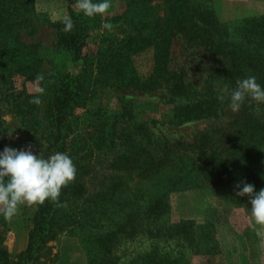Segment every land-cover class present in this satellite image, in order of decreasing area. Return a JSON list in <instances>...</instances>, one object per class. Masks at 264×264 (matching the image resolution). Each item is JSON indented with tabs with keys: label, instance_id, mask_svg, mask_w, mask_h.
Returning a JSON list of instances; mask_svg holds the SVG:
<instances>
[{
	"label": "rangeland",
	"instance_id": "rangeland-1",
	"mask_svg": "<svg viewBox=\"0 0 264 264\" xmlns=\"http://www.w3.org/2000/svg\"><path fill=\"white\" fill-rule=\"evenodd\" d=\"M26 13L16 32L20 43L34 46V55H14L16 61L0 45V152L29 146L45 158L66 152L77 168L67 206L58 208L43 240L41 262L264 264V231L251 219L249 197L236 195L241 182L257 192L264 188V144L227 171H215L210 151L202 166L200 140L206 133L220 136V123L235 112L227 96L223 112L186 108L218 99L228 87L213 71L220 58L238 59L239 80L255 76L264 82V0H112L107 16L93 18L76 9L75 0H31ZM65 15L77 22L84 44L79 56L64 46ZM104 22L114 25L111 32ZM173 22L204 26L217 45L206 50L184 33L172 38L168 67L184 77L188 95H176L164 81L150 91L124 83L125 74L135 79L155 72L158 23L163 32ZM127 39L133 44L131 63L108 82L100 69L119 61L112 57ZM226 43L235 46L227 49ZM41 73L46 90L36 106L29 100ZM69 81H78L80 98L67 108L58 131L50 126L52 104L56 90ZM246 100L254 111L255 103ZM38 209L22 206L11 220L0 216L4 247L14 261L29 247Z\"/></svg>",
	"mask_w": 264,
	"mask_h": 264
},
{
	"label": "trees",
	"instance_id": "trees-1",
	"mask_svg": "<svg viewBox=\"0 0 264 264\" xmlns=\"http://www.w3.org/2000/svg\"><path fill=\"white\" fill-rule=\"evenodd\" d=\"M31 0H0V45L11 54V58H14V55L19 56L20 54H26L29 56L34 55V51L31 50L34 47L32 44H26L25 42L20 43L22 36L16 32L21 31L23 25V19L27 15L29 5ZM148 21L149 18H146ZM214 22V20H212ZM74 28L71 31H63L64 25L60 23L61 37L64 42V46L67 47L69 51L76 55H81L84 44L81 39L77 27V22L73 20ZM157 34L154 36L159 37L157 46V64L155 67V72L147 78H126L125 74L122 81L124 83H137V85L142 90L150 91L152 88L159 87L161 81L163 83H168L172 92L178 96H185L189 93V84L186 83L183 76H178L175 71L170 70L168 67L171 56V43L172 38L177 36L179 33H184V36L188 38V42L192 44H197L199 46H206V50L211 48L214 49L217 45L214 40L211 41V33L204 26H198L195 24L192 28H189L183 22H173V24H167V27L162 32L160 29V24L158 23ZM188 33V34H187ZM188 35V36H187ZM17 39V40H13ZM223 43H221L222 46ZM132 41L130 39L124 40L121 43V48L117 51V54H114L112 58H120L119 61H116L120 64L119 67H115V63L110 62L108 66L103 69L101 68V75L104 74L109 79H115L118 76L119 70H125L128 63H131L130 51L133 50ZM227 49L235 46V43H226ZM224 45V47H225ZM22 46V47H21ZM226 49H224L225 52ZM235 48L231 49V53ZM220 54V50L217 51ZM19 52V53H18ZM226 57H229L226 55ZM17 61V60H16ZM217 62L219 66H215L213 71L219 77L224 78L228 82V89H235L236 81L242 74L241 66L238 62V59L232 61H227L224 59H218ZM21 68L24 69V65L20 64ZM129 65V64H128ZM129 75V74H128ZM264 87V82L259 83ZM163 85V84H162ZM161 85V86H162ZM80 86L78 81H69L66 82L62 87L56 90V97L54 98L52 104V114L50 126H54L58 131L63 129L65 125V115L66 110L69 108L75 99L80 98ZM203 96V95H202ZM225 101V100H224ZM224 101H220L215 98L209 99H200L197 103L193 105H187L188 110L199 113V112H209L213 110H223L222 104ZM249 100L245 99L244 104L241 106L238 112L231 114L230 120H223L220 124L223 126V133L215 139L214 136H209L207 133L202 137V140L199 142V152L201 154V165L203 166L204 158L208 151L212 153L211 159H213L212 167L218 173L221 171H227L231 167L235 166L239 162V159H242L244 154H250L251 150L254 151L255 148L264 144V111H260V114L255 113L254 111H248L249 108H253L254 105L248 103ZM227 107L230 103V100H226ZM247 102V104H245ZM250 102V101H249ZM222 111V112H223ZM62 115V116H61ZM65 128V127H64ZM264 151V149H263ZM262 151L257 152V155H260ZM204 172L206 170L204 169ZM70 185L63 189L62 194L59 198L60 203L64 204L67 201L66 195L70 190ZM159 202V201H158ZM58 206L51 202H45V204L40 205L39 209L34 218L35 229L31 234L29 241V247L24 251L17 261H14L4 247L5 243V234L0 232V264H45L41 262V254L43 251V240L48 237L54 227V217L58 211Z\"/></svg>",
	"mask_w": 264,
	"mask_h": 264
},
{
	"label": "clouds",
	"instance_id": "clouds-1",
	"mask_svg": "<svg viewBox=\"0 0 264 264\" xmlns=\"http://www.w3.org/2000/svg\"><path fill=\"white\" fill-rule=\"evenodd\" d=\"M75 7L86 17H105L112 8V0H75ZM61 22L65 32L74 27L71 16L65 15ZM102 28L111 32L114 25L104 22ZM44 80L42 73L37 74L33 85L34 96L29 103L36 106L42 104L41 97L46 90ZM226 96L230 100L228 107L232 112H238L246 98L255 103L256 114H260V105H264V87L255 76L237 80L232 90L224 86L219 90L217 98L223 102ZM76 175V165L66 152H56L45 158L41 153L34 154L30 146L27 149L5 147L0 152V216L11 220L22 206H40L45 202L66 207V204L60 203L59 198L63 189L75 182ZM236 187L239 189L237 196L249 197L251 219L264 231V188L257 192L254 185L246 182Z\"/></svg>",
	"mask_w": 264,
	"mask_h": 264
}]
</instances>
